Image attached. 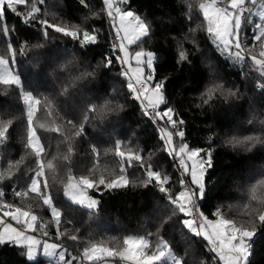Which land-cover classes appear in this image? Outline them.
Masks as SVG:
<instances>
[{"label": "trees", "instance_id": "trees-1", "mask_svg": "<svg viewBox=\"0 0 264 264\" xmlns=\"http://www.w3.org/2000/svg\"><path fill=\"white\" fill-rule=\"evenodd\" d=\"M208 1L128 0L121 4L150 27L149 35L132 45L131 51L142 48L153 53L154 82L165 81L166 103L160 110L173 109V119L185 132L183 142L190 148L213 153L206 195L198 201V209L215 218V211L224 203L226 210L230 207L225 218L240 228L255 223L247 264H264V222L260 219L264 217V186L257 187L258 200L251 197V189L264 179V70L251 59L259 58L260 49L258 56L248 51L256 42L252 39L254 26L248 25L253 5L248 3L240 30L245 59L237 60L222 53L210 39L200 8ZM33 4L39 11L33 14L35 19L28 17L25 22ZM17 10L24 15L17 17L8 11L0 21V55L10 61L14 57L10 69L20 78L19 85L0 84V127L7 128L0 137V205L12 206H3V211L18 208L35 215L38 238L45 230L49 237H56L59 231L61 235L50 240L62 245L66 258L76 255L74 264L84 263V249L93 244L122 250L126 235L144 236L150 250L163 239L182 264H222L210 244L183 225L188 217L171 204L170 197L181 190V170L161 137L163 129L175 130L146 116L128 89L129 78L122 75L126 68L115 58L120 53L113 50L114 36L103 0H26ZM45 21L78 31L81 37L88 31L96 42L82 46L57 33L55 27L48 28L42 23ZM246 80L250 85L246 86ZM215 83L223 87L211 90ZM230 88L242 92L235 96ZM28 92L39 101L33 126L44 149L40 158L28 143V104L23 100ZM115 110L120 112L114 114ZM38 121L48 123L37 126ZM246 136L254 141L244 147L226 143ZM173 138L176 144L181 142L178 136ZM117 141L124 158L116 155ZM129 154L140 155L144 167L136 161L131 167L124 164L127 185L108 189L106 185L122 174V160ZM41 164L44 175L38 186L61 212L59 225L43 197L31 192V181ZM149 165L162 177H169L163 185L166 192H160L155 180L148 181ZM81 177L97 184L87 189L99 200L96 209L65 197L68 185ZM101 178L105 185H99ZM26 253L24 246L0 245V264H45L42 258L29 260ZM107 259L128 264L119 258Z\"/></svg>", "mask_w": 264, "mask_h": 264}, {"label": "snow or ice", "instance_id": "snow-or-ice-1", "mask_svg": "<svg viewBox=\"0 0 264 264\" xmlns=\"http://www.w3.org/2000/svg\"><path fill=\"white\" fill-rule=\"evenodd\" d=\"M121 2H128V0H121ZM251 4L255 5L257 0H248ZM26 0H0V21L5 20L6 12L10 11L17 17L24 14L17 10V6L24 5ZM107 9L108 16L113 21V27L116 31V38L120 41L119 53L115 58L121 65L128 67L122 71V75L128 77L127 87L131 93L135 94L134 98L141 103L146 109L145 115H150L151 119L163 122L165 125L170 126L173 131H168L167 128L163 130L161 137L168 154L175 160H178L180 168V186L181 190L171 198V204L175 205L180 213L185 217L182 223L186 228L193 233L196 237H203L208 244L211 245L212 251L219 256V260L223 264H246L249 253V243L256 233L241 232V229L236 223L221 214L220 210L215 211V218H209L204 215L202 211L197 208V201L202 200L206 195V178L207 173L213 168V153L211 150L205 149H192L190 146L183 142L185 132L178 126L177 120L173 119L174 111L171 107L161 111V106L166 103L164 95L165 81L161 80L154 82V69H153V53L143 49L139 51L130 52L129 46L137 45L142 41V38L147 37L150 33V27L145 20L136 15L131 10H122L119 6L114 5V0H103ZM246 0H229L226 6H216V0H211L209 4H201L200 8L203 11V16L207 20L208 33L213 36L215 41L221 46L222 50L234 55L237 60H244L245 56L242 54L244 51L243 42L240 38V30L242 25V14L246 11ZM39 9L33 4L31 11L24 16L25 22L28 17L35 19L34 13ZM261 20H264V12L259 13ZM118 21V26H117ZM48 28L55 27L57 33H63L66 37H71L82 46L93 44L96 42V36L88 31L82 33V37L78 31H69L64 27H58L47 24ZM4 34L9 32L6 24L3 27ZM122 33V35H121ZM264 38V23H256L252 34L253 41H261ZM264 43V41H262ZM116 46L113 45L115 51ZM235 50V51H233ZM261 55H264L262 53ZM181 53V59H184ZM253 63L264 70V59H257L255 56L251 57ZM132 61L135 62V67H132ZM10 63L14 64V57L10 61L3 55H0V84L4 85H19L20 78L18 75H13L10 69ZM108 65H111V60H108ZM147 69V73L145 72ZM131 73V76H129ZM91 75V73H88ZM223 85L216 84L213 89L222 88ZM235 95V93H232ZM24 100L28 104L27 121H28V143L32 147L37 158H40L41 153L44 152L41 146L40 139L36 131L32 128L33 117L36 114L35 105L39 104L38 100L33 98L31 92L24 94ZM147 109H150L149 113ZM71 123V122H69ZM183 121H179L182 125ZM7 128L0 127V137H4ZM83 132V127L79 131V135ZM174 135L178 136L181 140L179 144L174 142ZM254 141V137L246 136L243 139L233 138L228 143L235 146L244 147L249 142ZM116 155L124 158L125 153L120 151V142H116ZM133 161L140 162L141 168L144 167L142 157L140 155L129 154L126 159L122 160L121 175L118 179L112 180L106 185L108 189H117L127 185L128 181L123 175L124 164L129 167L133 166ZM52 168V167H49ZM44 175V165L41 164L39 169L35 172V177L31 181V192L37 193L43 197V203L51 209V215L55 219V223H61V212L53 206L51 198L38 186V180ZM148 181L155 180L160 185V192H166L165 185L169 177L161 176L158 171H153L151 165L147 170ZM187 177V181L185 180ZM99 185H105V180L101 178ZM264 186V179L259 181L257 186L251 189L252 199L258 200L257 187ZM44 187L47 188V182H44ZM95 181L90 180L88 177L78 178L75 182L68 185V188L73 189L79 195H71L73 199L78 200L80 204L87 202V208H94L98 201L92 199L86 194V189L96 188ZM17 194V193H16ZM66 195H68L66 193ZM264 202V201H262ZM5 207L11 208V205ZM4 217H8L11 222L0 220L3 224V231H0V245L11 243L13 245H26L28 258H33L38 248L42 246L43 255L45 257L58 256V264H74L75 256L66 258L67 253L64 250L57 252L61 246L57 243H50V239L58 238L61 233L57 231L56 237H49V233L45 230L41 233L42 238L36 235L26 234L28 231L37 232L36 227L37 217L31 215L28 211H21L16 208L13 211H4ZM264 222V217L260 218ZM13 223L21 225V228L13 226ZM73 241L76 236H72ZM123 249L114 250L108 247H98L93 244L91 249H84V256L92 261L93 264L102 258H119L130 262V264H160L166 257L172 258V251L168 244L160 239L155 247V250H150L149 240L144 236L126 235L123 238ZM174 259V258H173ZM174 264H182L179 259H174Z\"/></svg>", "mask_w": 264, "mask_h": 264}, {"label": "rangeland", "instance_id": "rangeland-1", "mask_svg": "<svg viewBox=\"0 0 264 264\" xmlns=\"http://www.w3.org/2000/svg\"><path fill=\"white\" fill-rule=\"evenodd\" d=\"M258 1V0H257ZM228 2H229V0H216V6L217 7H220V6H226L227 4H228ZM209 3H211V0L210 1H208V2H206L205 4H209ZM246 3H247V0H246ZM114 5L115 6H119L122 10H125L126 9V7H123V4H121V0H118V1H116V0H114ZM253 5V4H252ZM255 5H257V2H256V4ZM105 10L107 11V9H106V7H105ZM261 12H264V0L261 2V3H259L258 5H257V7L256 8H254V9H252V11H251V14H250V20H249V23H248V25H252V26H254L256 23H257V19H258V23H264V20H261V18H260V16H259V13H261ZM243 14H242V20H243ZM158 20H162L160 17L158 18ZM252 20H255V21H252ZM207 21V20H206ZM118 22V21H117ZM242 25H243V22H242ZM242 25H241V28H242ZM207 29H208V24H207ZM243 29H241V31H242ZM209 34V33H208ZM209 36H210V39H211V41L213 42V43H215L221 50H222V48H221V46L218 44V42L217 41H215V39L213 38V36L211 35V34H209ZM188 41V40H187ZM262 41H264V38H262L261 39V41H256L255 42V44H254V46L252 47V49H250V50H248L249 51V53H251L252 55H257L258 56V54H257V51L260 49V56H259V58L258 57H256L257 59H264V55H261L262 53H264V43H262ZM132 46V45H131ZM131 46H129V50H130V52H132L131 51ZM142 48H140V49H138L137 51H139V50H141ZM143 50H145V49H143ZM146 52L148 51V50H145ZM233 51H235V50H233ZM134 53V52H133ZM222 53H225V54H227V56H230V57H233V58H235L234 57V55H231V54H229V53H227V52H225V51H223L222 50ZM121 55V54H120ZM153 61H154V57H153ZM125 66V68H127L128 66L127 65H124ZM131 66L132 67H135V62L134 61H132V64H131ZM153 69H154V66H153ZM251 70H254V69H251ZM145 72L147 73V69H145ZM13 74V73H12ZM129 76H131V73H129ZM246 86H248V85H250V82L248 81V80H246ZM215 84H218V83H215ZM259 84V83H258ZM231 87H234V85H231ZM247 91V90H246ZM240 92H242L241 90H239V88H237L236 90H234L233 88H230V93L232 94V93H235V96L236 95H239V93ZM244 95H247V94H244ZM23 100H24V97H23ZM25 101V100H24ZM143 106V105H142ZM144 108V107H143ZM120 111L119 110H115L114 111V114H116V113H119ZM48 122H44V121H38V125L37 126H42V125H46ZM15 124V123H14ZM36 121H34V119H33V123H32V128L35 130V128H34V126L33 125H35L36 126ZM18 125V124H17ZM238 125H236L235 127H237ZM164 130V129H163ZM163 130H162V135H163ZM169 131V130H168ZM228 139V138H227ZM227 142V144H229L228 143V141H229V139L228 140H226ZM41 143V142H40ZM231 145V144H230ZM42 146V145H41ZM236 147H238V146H236ZM239 175H241L242 173L240 172V173H238ZM187 179L188 178H186L185 180L187 181ZM72 182H74V180L72 181ZM71 182V183H72ZM235 190V189H234ZM233 190V191H234ZM66 193L68 194V195H66L65 194V197L68 199V200H71V201H74L75 199H73V197L71 196V195H79V193H76L73 189H70V188H68L67 190H66ZM86 194L88 195V196H90L92 199H96L94 196H91L88 192H87V189H86ZM97 201H98V203H97V205L94 207V208H92V209H96L97 207H98V205H99V200L98 199H96ZM74 202H77V203H79L78 202V200H75ZM198 202V201H197ZM80 204V203H79ZM81 206H84V207H87V202H85V204H80ZM3 206H6V204H2V206L0 205V220H4V221H8V222H11L10 220H9V218L8 217H4L3 216ZM225 207H226V205L223 203V204H220V211H221V214L222 215H226L228 212H229V210H230V207L228 208V210H226L225 209ZM5 211H10V210H5ZM13 212H15V211H13ZM13 226L14 227H17V224H15V223H13ZM3 227H4V225L3 224H0V231H3ZM18 228V227H17ZM241 229V232L243 233V232H249V233H255V229H257L256 228V224L255 223H251L249 226H247V228L246 229H244V228H240ZM26 234H30V235H35L34 234V232H31V231H28ZM193 234V233H192ZM37 236V235H36ZM38 237V236H37ZM49 242L50 243H57V244H59L61 247H62V245L60 244V243H58V242H55V241H51V240H49ZM20 246H24L25 248H26V250H27V247H26V245H20ZM211 246V245H210ZM61 247L60 248H58L57 249V252H59V251H61L62 249H61ZM26 256H27V253H26ZM248 256H249V253H248ZM81 257V256H80ZM174 256H173V254H172V258H173ZM27 258H28V256H27ZM39 258H42L43 260H45V264H58V256H53V257H45L44 255H43V248H42V246L40 247V248H38V250H37V253H36V255L33 257V258H28L29 260H37V259H39ZM172 258H169V257H166L163 261H167L168 263H172ZM218 258H219V256H218ZM84 259H87L86 257H84ZM125 261V260H124ZM84 262V261H83ZM128 264H130V262H128V261H126ZM222 264H223V262L222 261H220ZM83 264H93V262L92 261H89L88 259H87V261H85ZM95 264H115L113 261H111V260H108L107 259V257H102V258H100V259H98L96 262H95ZM246 264H247V262H246Z\"/></svg>", "mask_w": 264, "mask_h": 264}, {"label": "built area", "instance_id": "built-area-1", "mask_svg": "<svg viewBox=\"0 0 264 264\" xmlns=\"http://www.w3.org/2000/svg\"><path fill=\"white\" fill-rule=\"evenodd\" d=\"M246 8V7H245ZM106 18H107V20H108V22H109V24H110V26H111V30H112V32H113V36H114V45L116 46V49H118L119 48V44H120V41L116 38V31H115V28L113 27V21H112V19L108 16V13H107V11H106ZM151 111H149V113H150ZM150 116V115H149ZM151 117V116H150ZM155 121V120H154ZM197 208H198V203H197ZM75 257H76V255H74ZM76 259H77V257H76Z\"/></svg>", "mask_w": 264, "mask_h": 264}, {"label": "clouds", "instance_id": "clouds-1", "mask_svg": "<svg viewBox=\"0 0 264 264\" xmlns=\"http://www.w3.org/2000/svg\"><path fill=\"white\" fill-rule=\"evenodd\" d=\"M248 3H250V2H248L247 1V3L245 4V7H246V10H247V13H248V11H249V4ZM106 12V11H105ZM246 13V14H247ZM243 15L245 16V14L243 13ZM111 27V26H110ZM153 120V119H152ZM154 121V120H153ZM156 124V123H155ZM177 164H178V160H177ZM198 203V202H197ZM176 259V258H175Z\"/></svg>", "mask_w": 264, "mask_h": 264}, {"label": "crops", "instance_id": "crops-1", "mask_svg": "<svg viewBox=\"0 0 264 264\" xmlns=\"http://www.w3.org/2000/svg\"><path fill=\"white\" fill-rule=\"evenodd\" d=\"M61 249L64 250L62 247H61ZM64 251H65V250H64ZM83 261L85 262V261H87V259H84V258H83Z\"/></svg>", "mask_w": 264, "mask_h": 264}]
</instances>
